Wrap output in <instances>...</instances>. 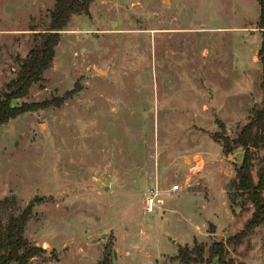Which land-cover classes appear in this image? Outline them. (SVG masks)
Returning <instances> with one entry per match:
<instances>
[{
    "label": "rangeland",
    "instance_id": "1",
    "mask_svg": "<svg viewBox=\"0 0 264 264\" xmlns=\"http://www.w3.org/2000/svg\"><path fill=\"white\" fill-rule=\"evenodd\" d=\"M54 3L0 0V92ZM258 15L257 0H93L72 15L42 80L11 101L30 110L0 125V237L29 207L26 264H182L179 246L239 231L243 150L213 134L222 121L235 137L261 107ZM263 166L264 145L255 182ZM226 250L264 264V222Z\"/></svg>",
    "mask_w": 264,
    "mask_h": 264
},
{
    "label": "trees",
    "instance_id": "2",
    "mask_svg": "<svg viewBox=\"0 0 264 264\" xmlns=\"http://www.w3.org/2000/svg\"><path fill=\"white\" fill-rule=\"evenodd\" d=\"M93 0H55L49 15L48 28L35 32L33 45L28 55L19 60L15 77L10 79L0 92V125L30 110L23 104L12 106L11 101L24 97L32 84L42 80L43 72L53 62L55 48L59 42V33L67 25L74 14H88L89 5ZM259 15L256 27L261 31V45L258 50L259 61L262 64L260 87L262 90L261 107L231 138L225 134V125L222 121L216 124L224 134L214 133L213 138L222 146L223 152L228 154L235 148L243 150L242 160L235 168L236 188L246 193L252 205L250 217L242 228L224 240L212 241L207 247L198 243L193 247L179 246L177 257L182 264H241L235 263L232 258H227L226 246L238 245L249 236L256 227L264 222V166L255 182L252 177V150L264 145V0H257ZM30 214L29 207L17 216H11L6 224L5 233L0 237V264H26L39 248L28 245L23 238V227ZM206 254V255H205ZM97 264H110L107 256Z\"/></svg>",
    "mask_w": 264,
    "mask_h": 264
},
{
    "label": "built area",
    "instance_id": "3",
    "mask_svg": "<svg viewBox=\"0 0 264 264\" xmlns=\"http://www.w3.org/2000/svg\"><path fill=\"white\" fill-rule=\"evenodd\" d=\"M177 185H174L173 189H177ZM144 205L147 212H151L153 210V207L155 205L154 198L152 196H148L144 200Z\"/></svg>",
    "mask_w": 264,
    "mask_h": 264
},
{
    "label": "crops",
    "instance_id": "4",
    "mask_svg": "<svg viewBox=\"0 0 264 264\" xmlns=\"http://www.w3.org/2000/svg\"><path fill=\"white\" fill-rule=\"evenodd\" d=\"M259 33V37H260V39L262 40V36H260L261 35V32H258ZM256 63L258 62L256 59L254 60ZM259 63H260V61H259ZM234 66V69H236L237 70V72H239V70H240V68H239V66H238V64H235V65H233ZM259 70V75H260V72H261V70H262V66H261V68H259L258 69ZM240 148V147H239ZM231 153V152H230ZM229 154V153H228ZM242 160V159H241Z\"/></svg>",
    "mask_w": 264,
    "mask_h": 264
}]
</instances>
